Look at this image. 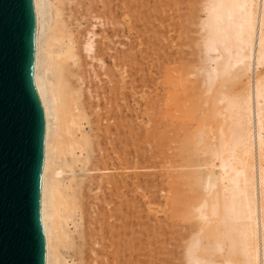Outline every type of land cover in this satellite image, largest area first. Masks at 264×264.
<instances>
[{"label": "bare ground", "instance_id": "6f19581e", "mask_svg": "<svg viewBox=\"0 0 264 264\" xmlns=\"http://www.w3.org/2000/svg\"><path fill=\"white\" fill-rule=\"evenodd\" d=\"M33 3L34 74L46 124L45 264H133L132 184L138 173L132 172L126 146L127 101L126 114L114 113L119 107L112 39L115 1ZM201 3L200 58L195 63L200 86L208 92L226 75L229 82L245 75L248 88L206 98L203 119L208 121L188 133L200 147L197 164L187 156L196 169L187 172L180 168L187 164L166 160L173 167L167 171L173 189L168 198L165 194L167 203L172 200L168 221L175 225L184 210L192 209L201 222L184 241L185 264H264V0ZM84 18L89 24L83 25ZM172 99L168 96L167 109ZM176 103L177 97L174 108H179ZM192 176L204 192L194 206L180 186ZM176 231L165 234V242H173Z\"/></svg>", "mask_w": 264, "mask_h": 264}, {"label": "rangeland", "instance_id": "374dc122", "mask_svg": "<svg viewBox=\"0 0 264 264\" xmlns=\"http://www.w3.org/2000/svg\"><path fill=\"white\" fill-rule=\"evenodd\" d=\"M114 1V8H116L114 20L117 27L112 37L116 55L114 71L116 86L114 88H119L117 92L119 111L116 109L114 113L120 112L117 116L126 114L127 110L124 107L125 101H127L129 111L124 119H128L129 133L126 146L129 148L131 169L134 168L132 172L139 174L133 177L132 184V199L134 203L136 202L133 209H138L137 211L133 210L131 215V229L134 238L133 264H185L181 258L184 241L193 231L197 230L201 222L192 209L188 213L187 210H184L183 218L180 217L175 225L174 222L168 221L172 215V200L167 203L166 195L173 193L170 185L172 181H167V175L170 174L167 171L173 170L170 162L173 163L175 160V165L178 163L179 165L187 164L188 166L180 167L187 172L190 171L191 160V164H197V159H199L197 151L200 147H197L193 134H189L195 132L197 124L200 123V126L197 125V127H201L202 121H208L206 118L203 119L204 106L207 105L206 98H216L223 91L243 92L244 88H248L247 79L245 75H242L232 78L229 82V76L226 75L219 80L217 86L215 85L208 92L204 89V85L200 86L201 74L199 77L196 64L200 58L199 39L201 34L198 23L202 19L203 12L200 9L202 0ZM191 3L193 4L191 5ZM85 24H89V21L84 18L83 25ZM101 79L102 85L106 88L105 76L102 75ZM228 82L230 83L229 87ZM224 86L228 88H224ZM121 88L125 89L122 94ZM124 94H126L125 100ZM168 96L173 98L169 101L170 104L168 103L169 109L166 107ZM176 97V107L179 108H174ZM167 111L170 112V117H167ZM117 116L115 119L118 121ZM116 124L113 131L116 130ZM124 130L121 127L122 134ZM186 135L189 139L191 138L189 136H192L191 141L188 140L191 142H189L191 148L187 144ZM193 141L195 146H192ZM183 144H187L188 147ZM187 156H192L193 159L188 157L189 161ZM196 157L198 158L196 159ZM170 159L171 161H166ZM192 168L191 170H193ZM192 178L188 181L189 183L187 178H183L180 186H182L183 196L187 195L188 202L194 206V203L196 205L202 201L204 192H202V187L198 186L200 182L196 177L192 176ZM199 187L201 188L199 189ZM193 189L194 193L192 194ZM198 189L201 191L199 192ZM168 190L171 191L168 193ZM150 198L152 199L150 200ZM194 217L197 220H192ZM190 227L193 229L191 230ZM181 228L185 230L183 231ZM170 230L173 231V234H176V230L179 233L175 235L176 239H173V242H165L164 235H167ZM179 245L180 247H178ZM178 250L180 251L178 252ZM137 251L139 252L137 253Z\"/></svg>", "mask_w": 264, "mask_h": 264}, {"label": "water", "instance_id": "95a60500", "mask_svg": "<svg viewBox=\"0 0 264 264\" xmlns=\"http://www.w3.org/2000/svg\"><path fill=\"white\" fill-rule=\"evenodd\" d=\"M33 0H0V264H45L46 124Z\"/></svg>", "mask_w": 264, "mask_h": 264}]
</instances>
